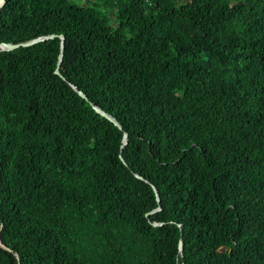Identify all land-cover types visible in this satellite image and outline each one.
Segmentation results:
<instances>
[{
  "label": "trees",
  "instance_id": "1",
  "mask_svg": "<svg viewBox=\"0 0 264 264\" xmlns=\"http://www.w3.org/2000/svg\"><path fill=\"white\" fill-rule=\"evenodd\" d=\"M49 35L0 47V264H264V0H4Z\"/></svg>",
  "mask_w": 264,
  "mask_h": 264
},
{
  "label": "water",
  "instance_id": "2",
  "mask_svg": "<svg viewBox=\"0 0 264 264\" xmlns=\"http://www.w3.org/2000/svg\"><path fill=\"white\" fill-rule=\"evenodd\" d=\"M4 0H0V6L3 4ZM55 35H49V36H43V37H38L36 39H33V40H30V41H27V42H23V43H16V44H9V43H1L0 44V47L1 49H6V50H10V49H13V48H16V47H19V46H27V45H32L40 40H43V39H46L48 37H54ZM61 38V47H60V53H59V56H58V61H57V64H56V67H55V73L59 74V67H60V64H61V61H62V57H63V44H64V37L63 36H60ZM72 87L74 89H76L75 86L72 85ZM79 94L84 97L85 99H87V97L85 96V94L81 91H79ZM92 107L95 109L96 112H98L99 114H101L102 116L106 117L107 119L111 120L112 122H114L116 125L119 126V128H121V126L117 123V121L111 117L109 114H107L105 111H103L100 107L96 106V105H93L92 104ZM119 157L121 160H123L122 158V155L121 153L119 154ZM154 191L156 192L155 190V187H153ZM0 246L1 247H5L1 240H0ZM6 248V247H5ZM178 248L179 250H181L182 248V239L181 237L179 238V242H178Z\"/></svg>",
  "mask_w": 264,
  "mask_h": 264
},
{
  "label": "rangeland",
  "instance_id": "3",
  "mask_svg": "<svg viewBox=\"0 0 264 264\" xmlns=\"http://www.w3.org/2000/svg\"><path fill=\"white\" fill-rule=\"evenodd\" d=\"M74 1H76V2H80L81 0H74ZM110 9H111V8H108V13H109V14H108V17H111V15H110ZM110 19H113V17H111Z\"/></svg>",
  "mask_w": 264,
  "mask_h": 264
}]
</instances>
